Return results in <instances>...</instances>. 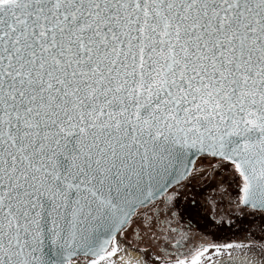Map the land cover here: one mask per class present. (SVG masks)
Returning a JSON list of instances; mask_svg holds the SVG:
<instances>
[{"label":"snow or ice","instance_id":"6c2138e0","mask_svg":"<svg viewBox=\"0 0 264 264\" xmlns=\"http://www.w3.org/2000/svg\"><path fill=\"white\" fill-rule=\"evenodd\" d=\"M233 215L264 249V0H0V264H238Z\"/></svg>","mask_w":264,"mask_h":264},{"label":"flooded vegetation","instance_id":"af4514ba","mask_svg":"<svg viewBox=\"0 0 264 264\" xmlns=\"http://www.w3.org/2000/svg\"><path fill=\"white\" fill-rule=\"evenodd\" d=\"M217 219L219 220V218ZM216 230L220 236L231 237L234 240L243 239L249 232H251L252 235L249 239L254 241L255 247L261 249L260 244L258 243L261 239L258 220H253L250 217L233 215L230 220L228 217H225L222 224H217ZM235 255L251 257L242 254H233V256Z\"/></svg>","mask_w":264,"mask_h":264},{"label":"rangeland","instance_id":"374dc122","mask_svg":"<svg viewBox=\"0 0 264 264\" xmlns=\"http://www.w3.org/2000/svg\"><path fill=\"white\" fill-rule=\"evenodd\" d=\"M255 249H258L257 247H255ZM259 251H253L252 253H249L247 256H251L253 257V259L255 260L256 264H264V258L261 257L260 252H264V250L258 249ZM234 254H238V253H234Z\"/></svg>","mask_w":264,"mask_h":264},{"label":"bare ground","instance_id":"6f19581e","mask_svg":"<svg viewBox=\"0 0 264 264\" xmlns=\"http://www.w3.org/2000/svg\"><path fill=\"white\" fill-rule=\"evenodd\" d=\"M233 258L238 261V264H256L253 257H245V256L235 255V256H233ZM125 259H127V257H125Z\"/></svg>","mask_w":264,"mask_h":264}]
</instances>
